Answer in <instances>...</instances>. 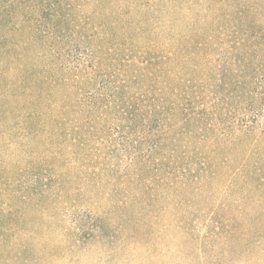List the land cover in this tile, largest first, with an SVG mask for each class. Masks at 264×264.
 Wrapping results in <instances>:
<instances>
[{"label": "rangeland", "instance_id": "obj_1", "mask_svg": "<svg viewBox=\"0 0 264 264\" xmlns=\"http://www.w3.org/2000/svg\"><path fill=\"white\" fill-rule=\"evenodd\" d=\"M242 1L259 11L251 19L253 42L264 35V0ZM217 3L0 0V79L76 60L105 93L100 157L82 173L65 171L66 195L47 201L44 214L31 210L35 225L24 221L41 264H264V248L247 246L241 233L218 232L215 222L241 231L245 218L259 217L252 181L233 175L243 165L246 174L256 166L264 172V48L228 37L227 9ZM132 142L158 144L178 174L191 170L199 181L162 188L164 170L148 168L121 178L132 166L125 152ZM111 150L116 174L103 160ZM0 156L10 179L39 166L15 146ZM16 163L21 170L11 171ZM80 232L88 237L82 242ZM47 254L53 258L46 261Z\"/></svg>", "mask_w": 264, "mask_h": 264}, {"label": "trees", "instance_id": "obj_2", "mask_svg": "<svg viewBox=\"0 0 264 264\" xmlns=\"http://www.w3.org/2000/svg\"><path fill=\"white\" fill-rule=\"evenodd\" d=\"M245 3L242 0H218L217 4L227 9L224 15V20L230 23L225 28L227 36L237 38L242 35L240 41L246 49H263L262 32H258L261 36L249 42L254 37L249 33L256 26L251 19L259 11L255 4ZM241 28L243 30L240 31ZM164 66H167V62ZM87 68L90 67L85 62L73 60L46 66L45 70L34 76L27 70L29 75L16 80L0 79V89L4 90V93L0 92V154L1 150H10L15 146L24 160L32 159L39 165L35 169L21 170L19 163H16L11 171H21L14 179H10L0 165V264L43 263L42 258L31 253L32 246L29 244L35 234L23 230L24 221L35 225L31 210L39 209L44 214L48 208L47 201L60 202L66 181L65 171L82 173L92 159L100 157L102 151L98 146L105 139L100 106L103 105L105 93L99 94L95 90L98 79L89 77ZM97 68L99 66L92 70ZM101 86L103 89L109 88L106 84ZM262 133L264 136V130ZM122 137L121 141L128 143ZM135 144L126 145L125 152L132 155V166L123 168L121 178L133 177L136 168H148L155 173L164 170V177L159 182L162 188L177 184L179 190H184L185 184L199 181L191 170L178 174L176 162H166L158 144L147 149L137 148ZM115 153V150H111L105 155L107 159H103L110 165L106 170L113 174L116 170L110 160L113 156L118 158ZM93 162L98 164L97 161ZM227 166L231 167L232 164ZM256 167L251 174H246L247 167L243 165L239 171L241 174L235 172L233 177L252 181V190L257 191L259 196L251 204L258 208L259 217L245 218L241 231L238 226L227 231L225 226L229 225V221L215 222L218 232H226V236L231 237L241 233L244 242L251 241L247 246L261 251V247L264 248V172L261 166ZM79 236L78 242L88 238L84 232H80ZM219 236L223 234L216 235ZM132 239L137 240L136 236ZM45 257L46 261L53 258L51 254Z\"/></svg>", "mask_w": 264, "mask_h": 264}]
</instances>
